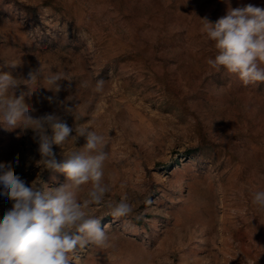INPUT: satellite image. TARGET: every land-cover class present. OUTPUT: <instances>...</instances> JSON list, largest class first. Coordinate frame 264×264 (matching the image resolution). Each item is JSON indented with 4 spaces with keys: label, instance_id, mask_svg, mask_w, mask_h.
Wrapping results in <instances>:
<instances>
[{
    "label": "rangeland",
    "instance_id": "rangeland-1",
    "mask_svg": "<svg viewBox=\"0 0 264 264\" xmlns=\"http://www.w3.org/2000/svg\"><path fill=\"white\" fill-rule=\"evenodd\" d=\"M244 4L264 8V0H0V65L16 64L5 68L16 77L43 69L28 114L104 134L105 200L126 197L133 208L120 218L96 209L109 240L79 251V264H264V211L252 203L264 191V82L246 86L212 69L217 49L201 31V19ZM52 72L70 80L59 93L45 88ZM99 79L103 93L93 90ZM33 136L0 124V163L12 162L28 186L66 182L37 165ZM85 144L78 137L53 151L62 161ZM11 207L0 195V220Z\"/></svg>",
    "mask_w": 264,
    "mask_h": 264
},
{
    "label": "clouds",
    "instance_id": "clouds-1",
    "mask_svg": "<svg viewBox=\"0 0 264 264\" xmlns=\"http://www.w3.org/2000/svg\"><path fill=\"white\" fill-rule=\"evenodd\" d=\"M201 20V31L217 49L215 58L207 60L212 69H226L246 86L264 82V8L244 4L230 7L215 22ZM16 66L0 65V124L7 129H31L41 157L37 165L42 170L63 173L66 182L57 187H41L34 181L28 186L16 174L12 162L0 163V195L12 201V207L0 220V264H79V251L88 246L104 247L109 240L100 226L103 217L96 215V209L107 208V214L120 218L132 214L133 208L126 197L119 202L105 200L112 190L103 179V165L108 158L105 135L91 124L69 126L66 119L54 114L33 118L28 114L30 105L25 98L31 97V85L43 69L30 67L26 77L5 71ZM44 80L45 88L53 93L61 91V81H70L65 72H52ZM105 83L97 80L94 92L103 93ZM21 84L29 90L17 96L12 90ZM74 109L64 106L65 114H72ZM78 137L86 139L85 146L63 152V160L58 161L53 145L64 148L69 141L75 145ZM15 163H19L18 155ZM259 175L264 179V173ZM84 185L90 187L81 201L77 192ZM124 187L122 183L121 188ZM252 203L264 211V191H256Z\"/></svg>",
    "mask_w": 264,
    "mask_h": 264
}]
</instances>
